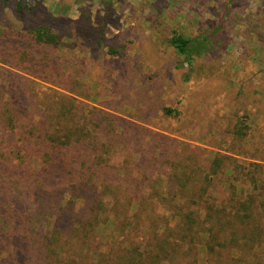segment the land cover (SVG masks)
Returning a JSON list of instances; mask_svg holds the SVG:
<instances>
[{
  "label": "trees",
  "instance_id": "16d2710c",
  "mask_svg": "<svg viewBox=\"0 0 264 264\" xmlns=\"http://www.w3.org/2000/svg\"><path fill=\"white\" fill-rule=\"evenodd\" d=\"M30 1L2 0L3 8L14 16H0V63L22 73L26 82L23 93L19 92L21 106L14 105L8 80L0 83L2 243L26 254L25 264L33 260L32 253L50 256L65 245L70 255L82 251L89 237L113 213L112 224L118 236L107 239L111 249L99 254V263L91 260L93 264H180L183 257L193 254L203 235L209 256L219 253V248H238L257 264L260 256L256 249L264 246V162L242 166L239 159L244 153L240 143L250 138V126L239 119L229 123L225 132L233 136V141L225 154L214 156L207 164L199 154H190L191 165H182L181 169V162L169 164L175 170L167 196L156 188L145 194L124 187L130 182L128 160L119 168L106 155L114 151V143L128 138L127 130H122L124 126L115 114L79 99L90 98L89 93L83 95L85 84L79 77L84 58L76 57L74 64L61 55L68 47H81L74 34L76 28L67 25L62 29L60 24L69 21L65 15L52 16L48 23L26 25L37 9ZM84 1L69 3L82 5ZM101 1L107 24L114 8L110 0ZM101 38L97 43L104 47ZM169 43L178 55L174 68L184 69V82H188L195 60L225 53L230 37L215 27L195 37L175 33ZM124 50L123 46L108 51L117 54ZM75 65L78 76L71 71ZM32 80L56 90L53 94L47 90L41 93ZM235 83L230 88L238 89ZM253 94L258 95L252 102L264 123V91L255 90ZM168 142L166 138L156 145L161 158L171 155L165 153ZM243 156L264 161V156L248 152ZM151 161L155 164L157 158ZM147 174L145 179L150 178V171ZM160 208L169 211L171 217L160 213ZM49 217L54 219L51 236L44 234L42 226H35V222L43 224ZM216 231L229 233L220 238ZM135 234L142 240L134 241Z\"/></svg>",
  "mask_w": 264,
  "mask_h": 264
},
{
  "label": "rangeland",
  "instance_id": "374dc122",
  "mask_svg": "<svg viewBox=\"0 0 264 264\" xmlns=\"http://www.w3.org/2000/svg\"><path fill=\"white\" fill-rule=\"evenodd\" d=\"M110 1L114 16L105 24L101 0H85L82 5H70V0H31L37 9L25 24L48 23L52 16L65 15L69 21L60 24L62 29L67 25L76 28L74 34L81 47H68L61 55L74 64L78 61L76 57L84 58L79 77L85 84L83 95L89 93L90 98L86 101L80 96L79 99L90 107L115 114L124 126L122 130H127L128 138L114 143L116 148L106 155L119 168L128 160L130 182L124 187L140 189L145 194L156 188L167 196L175 170L170 165L175 161L181 162L179 169L182 165H191L193 155L190 154H199L203 164L225 154L228 143L233 141V136L225 130L238 119L251 130V140L246 138L240 143L244 152L239 156L240 165L264 162L243 156L246 152L264 156L263 118L252 102L258 97L253 94L255 90L264 91V0ZM9 14L14 16L8 8H3L0 0V16L7 18ZM215 27L230 37L227 51L197 58L190 81L184 82V69L174 68L178 55L170 46L171 37L175 33L195 37ZM99 37L104 47L97 43ZM123 46L125 50L117 54L108 51L110 47ZM71 71L78 76L77 65ZM21 76L19 71L0 63V83L8 80L6 85L11 86L17 106H21L19 96L26 83ZM32 82L41 93L47 90L53 94L56 90L44 82ZM232 82H236L238 89L230 88ZM165 108L175 112L168 113ZM166 138L170 142L165 153L171 155L165 159L156 151V145ZM173 154L182 157L176 159ZM153 157L157 158L155 164L151 161ZM149 171L150 178L145 179ZM160 213L171 217L163 208ZM113 216L111 213L108 221L89 237L82 251L75 250L69 255L65 245V250H54L50 256L32 253L29 264H93L91 260L99 263V254L111 249L107 239L118 236L112 224ZM53 222L49 217L43 224L35 222V226H42L44 234L51 236ZM216 233L223 238L229 231ZM133 238L142 240L140 234ZM205 239L203 235L193 254L183 257L180 264H253L238 248H219V253L209 256ZM256 251L260 256L257 264H264V246ZM26 260V254L16 252L12 244L4 245L0 238V264H25Z\"/></svg>",
  "mask_w": 264,
  "mask_h": 264
}]
</instances>
